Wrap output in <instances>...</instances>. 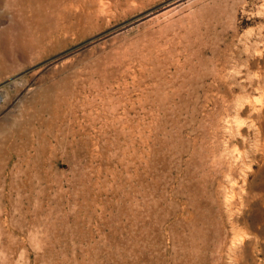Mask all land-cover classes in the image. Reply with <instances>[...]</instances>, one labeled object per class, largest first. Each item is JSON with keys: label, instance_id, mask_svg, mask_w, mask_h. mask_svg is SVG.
<instances>
[{"label": "rangeland", "instance_id": "1", "mask_svg": "<svg viewBox=\"0 0 264 264\" xmlns=\"http://www.w3.org/2000/svg\"><path fill=\"white\" fill-rule=\"evenodd\" d=\"M0 96V264H264V0H0Z\"/></svg>", "mask_w": 264, "mask_h": 264}, {"label": "bare ground", "instance_id": "2", "mask_svg": "<svg viewBox=\"0 0 264 264\" xmlns=\"http://www.w3.org/2000/svg\"><path fill=\"white\" fill-rule=\"evenodd\" d=\"M0 97H1V96H0ZM124 155H125V154H124ZM122 160H123V159H122ZM128 162H130V161H128ZM44 180H46V179L43 178V181H44ZM46 182H48V180H47ZM11 186H12V185H11ZM12 187H13V186H12ZM97 190H98V189H97ZM37 191H38V190H37ZM46 191H47V189H45V192H46ZM39 192H40L41 195H43V194H44V189H43V190H40ZM9 193H11V192H9ZM42 193H43V194H42ZM10 195H11V194H10ZM11 196H12V195H11ZM37 197H38V196H37ZM9 199H10V197H9ZM15 199H16V198H15ZM36 199H37V198H36ZM40 200H41V199H40ZM35 201H36V200H35ZM38 201H39V200H38ZM15 202H16V201H15ZM18 202H19V201H18ZM11 203H12V202H11ZM19 203H20V202H19ZM22 203H23V202H22ZM35 203H37V202H35ZM41 203H42V202H41ZM33 206H34V204H33ZM35 206H36V205H35ZM35 206H34V207H35ZM37 207H38V206H37ZM35 208H36V207H35ZM39 208H40V207H39ZM20 211H21V210H20ZM35 212H36V211H35ZM19 213H20V212H19ZM49 214H50V213H49ZM43 215H44V214H43ZM40 216H41V214H40ZM45 216H46V215H45ZM47 216H48V215H47ZM47 216H46V217H47ZM107 217H108V216H107ZM40 218H41V217H40ZM24 219H25V218H24ZM25 220H26V219H25ZM53 222H54V221H53ZM54 223H55V222H54ZM37 224H38V223H37ZM51 226H52V224H51ZM55 226H56V225H55ZM55 226H54V227H55ZM0 227H1V225H0ZM193 228H194V227H193ZM193 230H194V229H193ZM0 231H1V229H0ZM46 231H48V230H46ZM217 231H218V230H217ZM43 233H44V232H43ZM192 233H193V232H192ZM218 233H219V231H218ZM45 234H46V233H45ZM8 236H9V235H8ZM38 237H39V236H38ZM49 239H50V237H49ZM195 240H196V239H195ZM9 241H10V240H9ZM55 241H56V240H55ZM41 243H42V242H41ZM219 243H220V242H219ZM220 244H222V243H220ZM220 244H219V245H220ZM195 245H196V244H195ZM196 246H197V245H196ZM223 246H224V245H223ZM202 248H203V247H202ZM208 248H209V247H208ZM196 251H197V250H196ZM198 252H199V251H198ZM192 253H193V252H192ZM56 254H57V253H56ZM190 255H191V254H190ZM192 255H193V254H192ZM200 258H201V257H200ZM215 261H217V260H215ZM215 263H216V262H215Z\"/></svg>", "mask_w": 264, "mask_h": 264}]
</instances>
